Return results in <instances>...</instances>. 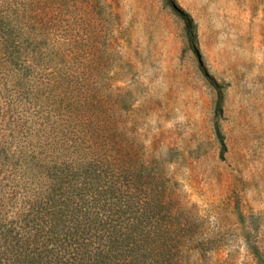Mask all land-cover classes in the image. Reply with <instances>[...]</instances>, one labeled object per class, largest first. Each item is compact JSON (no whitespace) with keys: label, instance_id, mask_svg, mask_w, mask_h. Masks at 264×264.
<instances>
[{"label":"rangeland","instance_id":"obj_1","mask_svg":"<svg viewBox=\"0 0 264 264\" xmlns=\"http://www.w3.org/2000/svg\"><path fill=\"white\" fill-rule=\"evenodd\" d=\"M109 160L143 234L264 264V0H0V227Z\"/></svg>","mask_w":264,"mask_h":264},{"label":"trees","instance_id":"obj_2","mask_svg":"<svg viewBox=\"0 0 264 264\" xmlns=\"http://www.w3.org/2000/svg\"><path fill=\"white\" fill-rule=\"evenodd\" d=\"M186 27L195 35L191 20ZM108 162L109 172L42 194L1 226L0 264H194V241L143 234L120 164Z\"/></svg>","mask_w":264,"mask_h":264}]
</instances>
